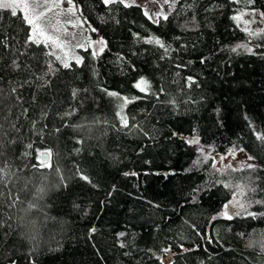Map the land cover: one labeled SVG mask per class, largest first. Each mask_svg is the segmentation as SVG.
I'll return each mask as SVG.
<instances>
[{"label": "trees", "instance_id": "trees-1", "mask_svg": "<svg viewBox=\"0 0 264 264\" xmlns=\"http://www.w3.org/2000/svg\"><path fill=\"white\" fill-rule=\"evenodd\" d=\"M71 1L102 46L78 62L0 4V263L264 264V25L235 22L264 0H177L154 21ZM236 184L246 211L224 215Z\"/></svg>", "mask_w": 264, "mask_h": 264}, {"label": "rangeland", "instance_id": "rangeland-1", "mask_svg": "<svg viewBox=\"0 0 264 264\" xmlns=\"http://www.w3.org/2000/svg\"><path fill=\"white\" fill-rule=\"evenodd\" d=\"M111 2L113 0H104ZM138 3L144 13L151 19L172 12L177 0H122ZM1 5L12 10H20L30 26V37L34 40H46L52 44L56 52L63 57V61H79L80 55L77 47L90 45L100 50V41H96L88 26L77 11L73 1L68 0L63 4L61 0H0ZM235 22L241 28L251 31H261L264 25L262 13L257 8H246L235 14ZM199 156L202 159L209 158L217 168L234 169L250 163L246 154L240 150H229L224 154H216L200 145ZM239 185H235V192L229 204L233 208V214L245 213L246 206L240 200Z\"/></svg>", "mask_w": 264, "mask_h": 264}, {"label": "water", "instance_id": "water-1", "mask_svg": "<svg viewBox=\"0 0 264 264\" xmlns=\"http://www.w3.org/2000/svg\"><path fill=\"white\" fill-rule=\"evenodd\" d=\"M195 141V137H190L189 142H194ZM43 160L47 159V153L46 152H42L41 154ZM225 209L227 210V212H223L224 215H228V216H232L233 215V208L229 203L225 204ZM0 264H16L14 262H9V263H0Z\"/></svg>", "mask_w": 264, "mask_h": 264}, {"label": "flooded vegetation", "instance_id": "flooded-vegetation-1", "mask_svg": "<svg viewBox=\"0 0 264 264\" xmlns=\"http://www.w3.org/2000/svg\"><path fill=\"white\" fill-rule=\"evenodd\" d=\"M223 212H227V210L225 209V207H224V209H223Z\"/></svg>", "mask_w": 264, "mask_h": 264}]
</instances>
